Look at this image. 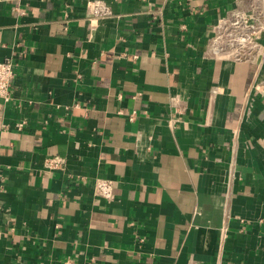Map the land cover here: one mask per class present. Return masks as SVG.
<instances>
[{"label": "crops", "instance_id": "crops-1", "mask_svg": "<svg viewBox=\"0 0 264 264\" xmlns=\"http://www.w3.org/2000/svg\"><path fill=\"white\" fill-rule=\"evenodd\" d=\"M87 1L0 0V264H264V56L204 57L235 0Z\"/></svg>", "mask_w": 264, "mask_h": 264}, {"label": "built area", "instance_id": "built-area-1", "mask_svg": "<svg viewBox=\"0 0 264 264\" xmlns=\"http://www.w3.org/2000/svg\"><path fill=\"white\" fill-rule=\"evenodd\" d=\"M238 10L220 18L208 37L204 57L210 60L257 64L264 56V0H235ZM88 20L111 14L110 9L98 0L86 4ZM16 76V65L8 58L0 60V98L11 99V85ZM66 158L47 157L44 169L49 172L65 168ZM97 198L110 202L114 198V180L98 179L94 184ZM226 238V232L222 239Z\"/></svg>", "mask_w": 264, "mask_h": 264}]
</instances>
